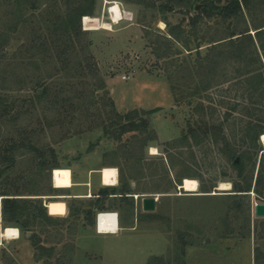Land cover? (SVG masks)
I'll use <instances>...</instances> for the list:
<instances>
[{
    "label": "rangeland",
    "instance_id": "374dc122",
    "mask_svg": "<svg viewBox=\"0 0 264 264\" xmlns=\"http://www.w3.org/2000/svg\"><path fill=\"white\" fill-rule=\"evenodd\" d=\"M69 1L75 0L0 1V85H3L0 98L7 105H15L12 115L17 109L24 112L29 108L23 104L24 100L35 103V108L18 118L14 125L1 126L0 146L11 137H19L17 129L24 130L39 148L52 147L59 166L64 167L97 149L104 165L120 169L124 185L132 182L134 191L155 196L156 210L143 211L145 197L113 199L108 207L120 211V222L126 230L117 236L96 238L93 233L99 212L92 208L95 225H89L84 214L95 199L69 201L70 215L60 218L57 216L66 213L65 204L41 198L62 194L49 192L51 188H70V169H54L51 183L47 178L37 183L35 156L22 150L25 155L17 154V165L4 169L0 190L23 193L26 195L20 197L25 198L38 197L43 204L47 202L46 206L53 204L55 209L49 213L61 222L55 226L39 222L29 228V234L20 233L16 240L0 238V264H147L154 258H160L164 264H253L258 241L264 248V240L254 239L253 235L254 231L255 236L264 233V218L257 219L254 213L255 204L264 203V195L258 196L253 191L238 194L233 192V183L245 186L250 182L253 163L259 161V150L264 149L261 137L257 148L245 138L248 127H264V51L258 49L241 59L226 58L211 86L202 90L210 77L199 78L192 70L190 78L185 63L191 66L195 54L190 58L182 46L167 35L165 22L183 25L194 40L188 15L179 10L161 12L131 0H96L89 29L91 52L117 112L159 109L141 115L147 118L157 140L140 148L135 138H144L140 133H127L121 140H115L99 126V118L92 116L93 111L97 114V108L104 115L103 91L95 93L91 99L96 104L88 117L84 109L82 113L68 106L63 110H49L48 100L37 103L34 83L40 71L33 65H24L29 62L28 50L31 42L47 36V29L56 18L66 13ZM225 1L221 0V5ZM258 2L263 6L254 4L250 13L244 10L250 30L253 22L264 20V0ZM197 8L190 16L196 14L200 5ZM105 23L110 24V30L104 29ZM227 26L218 20L205 21L198 28V37H203L208 27H212L210 33H213ZM160 35L168 39H159ZM167 43L171 45L172 55L156 58L154 49L165 48ZM228 43L221 46L226 48ZM176 51L182 53L176 55ZM37 63L41 66L43 81L55 87L57 77L48 79L52 67L39 60ZM14 74L27 76L26 86L21 88ZM122 76L129 80H122ZM170 83L181 91L177 102L171 94ZM73 85L79 86L77 81ZM196 87L200 91L197 92ZM68 115L75 119L67 118ZM205 124L222 126L223 133L204 136L199 127L204 131ZM190 128L199 133L197 138H186ZM152 147L158 150V155H151ZM234 158H239L238 165L234 164ZM98 161L99 156L91 154L85 164L92 167ZM238 168L244 169L241 176ZM257 171L258 163L252 175L253 184ZM220 183H230L231 189L219 191ZM30 190L45 195H28ZM105 212L112 211L101 213ZM2 228L0 220V231ZM31 235L34 240L40 239L39 247L46 250L35 248L28 239Z\"/></svg>",
    "mask_w": 264,
    "mask_h": 264
},
{
    "label": "trees",
    "instance_id": "16d2710c",
    "mask_svg": "<svg viewBox=\"0 0 264 264\" xmlns=\"http://www.w3.org/2000/svg\"><path fill=\"white\" fill-rule=\"evenodd\" d=\"M258 1L259 0H226L223 5H221V0H131L130 2H135L136 4L148 8H157L161 12H175L179 10L189 16L188 26L190 31L195 34L194 40H191L190 36L187 35L188 33L186 29L183 28V25H170L165 22L168 28L167 35L172 40L179 43L190 58L192 54H195V62L192 63L191 66L189 63H185V66H187L185 71L188 72L187 74H189L190 78L193 76L191 75L193 71L199 78L203 79L204 75L210 77L209 82L206 80L205 86L202 87V90H207L211 86V82L215 79L216 72L223 65L226 58L241 59L248 57L254 51L257 52L258 49L264 51V20L260 23L253 22L251 25L252 30H250V26L245 22L244 10L250 13L254 4L255 7H262L263 3H259ZM95 3L96 0L69 1V7L66 13L56 18L51 28L47 29V36H40V38L31 42L28 50L30 52V57H28L29 62L24 65H33L38 72L40 71L34 83L37 103L48 100L49 110H63L64 106H68L75 112L78 111L82 113L81 111L84 109L86 117H88L91 115V109L96 104V102L91 99L94 97L95 93L103 91L105 94L104 98H102L104 117L102 116L101 110L98 108L96 109L97 114L95 111L92 113L94 114L92 116H97L99 118V126L104 128L106 135H113L114 139L118 141L127 133H140L144 138H135H138L140 148H145L148 142L157 140V134L149 128L147 118L141 117V115L152 114L159 109L153 111L134 110L126 114L117 112L115 104L107 91L105 80L91 52L92 42L89 39V29ZM198 5H200L199 10L196 11L195 15L190 16V12L192 10H197ZM212 20L227 23L228 26L225 30L215 29L213 33H210L212 27H208L209 30L205 31L203 37H198L199 26L201 24L204 25L205 21ZM84 23L87 29L84 27ZM242 24L244 27H241ZM251 31L254 33L252 34ZM168 36L160 35L159 39L164 38L167 40ZM226 42H229L228 48L221 46ZM174 53L178 55L182 52L176 51ZM154 54L158 59L170 57L172 55L171 45L168 44L165 48H155ZM32 60H34V62H32ZM37 60L41 61L43 65L49 64L52 67L48 74V79L57 77L55 87L43 81L41 66L37 63ZM181 64L183 63L181 62ZM13 77L19 80L18 82H20L21 88L28 83L27 76L20 77L14 74ZM75 81L78 82L79 86L73 85ZM0 88L3 89V85H0ZM39 88H42V91H39ZM78 88L81 91L77 90ZM170 91L174 100L177 102L180 99L179 92L181 91H178L173 83H170ZM196 91H200L199 87H196ZM23 104L29 106V108L24 112L17 109L12 115L11 112L15 109V105H7L5 100L0 98V130L1 126L7 123L14 125L18 118L29 114L31 109L35 108V103L32 100H24ZM67 118H71L72 120L75 119L73 115H68ZM57 122L62 123L61 119H57ZM205 125L206 129H204V131L201 126L199 127L204 136H208L210 133L220 136L223 133L222 126L211 125L207 127V124ZM17 133L19 137H11L7 143L0 146V171L16 166L17 154L18 156H23L25 153H23L22 150H26L35 156L34 161L36 162L37 170L35 174L36 182L40 183L42 179L44 180V178H47L51 183V172L54 180V169L56 170L59 168L57 155L54 149L50 146L39 148L32 142L30 133L24 130L17 129ZM245 133L246 140H248L254 148H257L260 137L264 134V127L260 126L259 129L248 127ZM67 134V136H69L70 131H68ZM198 136L199 133L196 132L195 129L190 128L186 138H197ZM259 151L261 152L260 159L258 162L254 161L252 166L253 175L258 163V171L254 184L252 183L253 176L251 175L250 182H247L245 186L239 183H233V192L248 194L250 191H253L258 196L264 195V149H260ZM235 159L236 158H234V161ZM238 169H240L239 176H241L244 169ZM44 173H47V175H44ZM59 177L63 178V176ZM55 191L60 190L53 188L49 189V192ZM39 192L40 191L30 190V194L28 195L39 197L45 195ZM100 194L99 199L90 205L91 208L84 211L85 218L89 225H95V217H93L94 213L92 208L97 209L99 213L104 211L105 208L101 205L106 198H108L109 194L114 193H108L107 190H105L101 191ZM24 195L26 194L9 193L5 190H0V220L3 224V228L15 227L19 229L20 233L27 235L29 234V228L36 226L39 222L46 226L60 224L61 220L52 217L49 213V211L55 209L53 204L47 205L46 208L42 199H38V197L37 199L20 197ZM28 239L35 248H40L43 251L46 250L44 247H39L41 242L40 239L34 240L32 235ZM261 256L260 250L256 248L255 264H260ZM147 264H164V262L160 258H154L152 262Z\"/></svg>",
    "mask_w": 264,
    "mask_h": 264
},
{
    "label": "crops",
    "instance_id": "0c3cea01",
    "mask_svg": "<svg viewBox=\"0 0 264 264\" xmlns=\"http://www.w3.org/2000/svg\"><path fill=\"white\" fill-rule=\"evenodd\" d=\"M117 105V103H116ZM91 154H95L99 156V161L95 166L92 167H87L85 164L89 156ZM105 167H114L117 169V166H107L103 164V159L102 156L98 153L97 149L94 150L93 152H90V154L85 155L80 161L73 162V164L69 166H59V168H69L71 171V183L72 186L70 188H55L62 192L60 196L56 197H41L42 199H49L50 200H57L61 201L65 204L66 207V213L63 216H57L60 218H65L70 215V211L68 208V202L69 201H75V200H98L100 197L101 191L107 190L108 193H114V194H109L108 198L103 202L101 205L102 207L105 208L104 211H112L115 212L118 215V232L117 233H100L98 229L94 230L93 236L96 238H101V237H107V236H117L119 235L122 231L126 230V227L121 224L120 222V211L117 210V208H110L109 209V201L117 198H122V197H150L149 195H146L147 192H141V191H134L135 187L131 183H127L124 185L121 181V176H120V169H117L118 171V181L117 185L114 187H106L103 184V179H102V170ZM155 197V196H152ZM46 201L44 203V206H46ZM109 209V210H108ZM48 213V210H47ZM107 213V212H106ZM49 215V214H48ZM53 217V216H52ZM56 218V217H55ZM259 219V218H257ZM263 219V218H260ZM96 228H97V216H96ZM3 229V228H2ZM20 232V231H19ZM259 233V231L257 232ZM0 238H2V230L0 231ZM264 234V233H263ZM261 234L260 236H255V231L253 233L254 239H259V240H264V235ZM20 237V236H19ZM16 240V239H13ZM258 248L262 254L260 264H264V248L258 244L255 245L254 247V252H253V261L252 263L255 264V249Z\"/></svg>",
    "mask_w": 264,
    "mask_h": 264
},
{
    "label": "bare ground",
    "instance_id": "6f19581e",
    "mask_svg": "<svg viewBox=\"0 0 264 264\" xmlns=\"http://www.w3.org/2000/svg\"><path fill=\"white\" fill-rule=\"evenodd\" d=\"M104 29L110 30V24L105 23ZM261 142L264 146V134L261 136ZM151 155L156 156L158 155V150L155 147H152ZM102 179L103 184L106 187H114L117 185L118 181V171L114 167H105L102 170ZM231 189L230 183H220L218 190L219 191H229ZM100 233H117L118 230V215L115 212H105L99 217L97 221V228ZM20 236V232L17 228L7 227L2 229V238L13 240L18 239Z\"/></svg>",
    "mask_w": 264,
    "mask_h": 264
},
{
    "label": "water",
    "instance_id": "95a60500",
    "mask_svg": "<svg viewBox=\"0 0 264 264\" xmlns=\"http://www.w3.org/2000/svg\"><path fill=\"white\" fill-rule=\"evenodd\" d=\"M198 9V8H197ZM240 162L239 158H236L234 161L235 165H238ZM4 173V169L0 171V177ZM157 199L155 197H145L142 199V208L145 212H153L156 210ZM255 217L264 218V203L255 204ZM1 236V234H0Z\"/></svg>",
    "mask_w": 264,
    "mask_h": 264
},
{
    "label": "built area",
    "instance_id": "2783aa9c",
    "mask_svg": "<svg viewBox=\"0 0 264 264\" xmlns=\"http://www.w3.org/2000/svg\"><path fill=\"white\" fill-rule=\"evenodd\" d=\"M110 9V8H109ZM127 15V14H126ZM84 27L87 29V27L85 26V23H84ZM122 80H129V77H127V76H122ZM102 215V213H99L98 215H97V221H98V219H99V217Z\"/></svg>",
    "mask_w": 264,
    "mask_h": 264
}]
</instances>
